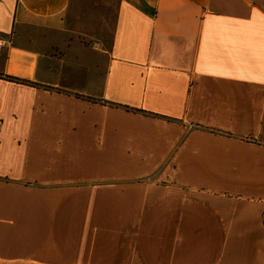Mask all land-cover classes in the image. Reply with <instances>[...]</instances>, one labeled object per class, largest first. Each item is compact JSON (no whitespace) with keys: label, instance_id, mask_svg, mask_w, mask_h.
<instances>
[{"label":"crops","instance_id":"obj_1","mask_svg":"<svg viewBox=\"0 0 264 264\" xmlns=\"http://www.w3.org/2000/svg\"><path fill=\"white\" fill-rule=\"evenodd\" d=\"M0 121V264H264V0H0Z\"/></svg>","mask_w":264,"mask_h":264},{"label":"trees","instance_id":"obj_2","mask_svg":"<svg viewBox=\"0 0 264 264\" xmlns=\"http://www.w3.org/2000/svg\"><path fill=\"white\" fill-rule=\"evenodd\" d=\"M7 80L11 81V82H15V83H22V84H28L27 82L24 81H20L11 77H7ZM112 105V104H111Z\"/></svg>","mask_w":264,"mask_h":264},{"label":"built area","instance_id":"obj_3","mask_svg":"<svg viewBox=\"0 0 264 264\" xmlns=\"http://www.w3.org/2000/svg\"><path fill=\"white\" fill-rule=\"evenodd\" d=\"M0 126H1V121H0Z\"/></svg>","mask_w":264,"mask_h":264}]
</instances>
